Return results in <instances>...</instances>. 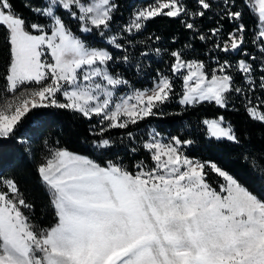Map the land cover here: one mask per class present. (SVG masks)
<instances>
[{
	"label": "rangeland",
	"instance_id": "374dc122",
	"mask_svg": "<svg viewBox=\"0 0 264 264\" xmlns=\"http://www.w3.org/2000/svg\"><path fill=\"white\" fill-rule=\"evenodd\" d=\"M48 1L51 33H26L20 17L0 5V24L11 30L9 87L15 92L19 86H30L0 105V135H8L37 105H66L87 115L101 114L117 126L146 117L167 97L168 77L153 88L123 92L122 82L107 69V51L88 48L56 13L57 7L71 12L75 6L79 13L71 17L79 18L87 32L88 22L101 24L109 18L112 0ZM254 2L264 37V0ZM174 72L184 76L183 104L204 100L225 104L229 78L208 77L202 65L180 57ZM43 81V88L31 85ZM250 112L264 121V114ZM205 123L212 136L235 140L233 128L222 117ZM146 147L156 169L137 175L59 150L56 159L41 167L59 216L42 238L35 237L24 217L15 185L5 182L6 190L0 188V264H264L261 201L212 164L224 178L221 192L215 191L206 182L200 161L154 131Z\"/></svg>",
	"mask_w": 264,
	"mask_h": 264
},
{
	"label": "trees",
	"instance_id": "16d2710c",
	"mask_svg": "<svg viewBox=\"0 0 264 264\" xmlns=\"http://www.w3.org/2000/svg\"><path fill=\"white\" fill-rule=\"evenodd\" d=\"M111 4L109 18L101 24L88 22L87 32L79 18L71 17L79 13L75 6L71 12L57 7L56 13L88 48L107 51V69L122 82L123 92L153 88L162 77L171 86L146 117L125 125L114 126L101 114L87 115L66 105L42 104L27 110L8 135H0V188L6 190L5 182L15 185L35 237L46 236L59 222L53 191L41 173L59 150L85 155L101 166H119L131 175L152 173L156 162L146 142L153 131L172 143L177 137L190 140L184 153L202 163L205 180L215 191L221 192L224 178L212 164L264 204V121L250 112L264 114V37L254 0ZM0 5L20 17L26 33H51L48 0H0ZM178 57L202 65L208 77L230 79L223 106L208 100L181 102L185 87L184 76L174 72ZM12 64L11 30L0 24V105L30 87L10 89ZM45 83L31 85L43 88ZM219 117L233 128L235 140L210 134L205 121ZM2 246L0 233V253Z\"/></svg>",
	"mask_w": 264,
	"mask_h": 264
},
{
	"label": "water",
	"instance_id": "95a60500",
	"mask_svg": "<svg viewBox=\"0 0 264 264\" xmlns=\"http://www.w3.org/2000/svg\"><path fill=\"white\" fill-rule=\"evenodd\" d=\"M173 143L177 146L179 150L190 149L192 146V142L190 140L183 142L178 137L174 139Z\"/></svg>",
	"mask_w": 264,
	"mask_h": 264
},
{
	"label": "crops",
	"instance_id": "0c3cea01",
	"mask_svg": "<svg viewBox=\"0 0 264 264\" xmlns=\"http://www.w3.org/2000/svg\"><path fill=\"white\" fill-rule=\"evenodd\" d=\"M207 121H209V120H207ZM178 264V263H177Z\"/></svg>",
	"mask_w": 264,
	"mask_h": 264
}]
</instances>
